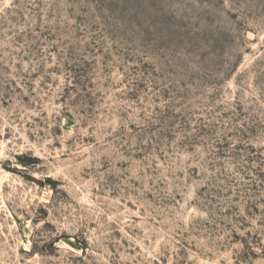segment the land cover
<instances>
[{"label": "rangeland", "instance_id": "1", "mask_svg": "<svg viewBox=\"0 0 264 264\" xmlns=\"http://www.w3.org/2000/svg\"><path fill=\"white\" fill-rule=\"evenodd\" d=\"M0 264H264V0H0Z\"/></svg>", "mask_w": 264, "mask_h": 264}]
</instances>
